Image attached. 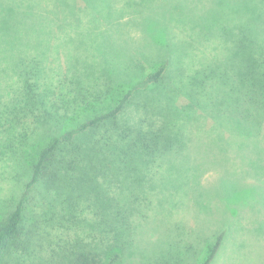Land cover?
<instances>
[{"label":"rangeland","instance_id":"374dc122","mask_svg":"<svg viewBox=\"0 0 264 264\" xmlns=\"http://www.w3.org/2000/svg\"><path fill=\"white\" fill-rule=\"evenodd\" d=\"M259 51L264 54V0H0L1 102L16 87L17 75L5 64L15 55L39 57V73L51 90L72 89L67 82L74 78L104 91V112L168 65L158 89L173 95L165 113L183 132L184 154L168 156L173 158L160 180L148 170L139 173L150 164L134 162L140 166L126 179L118 169L138 233L121 264H202L221 233L211 264H264V138L257 133L261 124L245 119V100L260 88L241 85ZM210 63H220L222 78L229 80L220 78L213 88L221 96L212 111L187 96L190 78ZM222 87L230 90L223 94ZM161 111L145 93L134 97L126 118L145 129L160 121ZM53 135L32 141L41 147ZM28 166L0 162V222L20 201L30 181ZM96 184L107 194L119 186L104 178ZM39 191L31 189L25 201L22 240L33 232L48 253L21 246L9 264H66L72 250L91 241L89 225L100 216L93 194L76 195L67 205L64 198L42 199Z\"/></svg>","mask_w":264,"mask_h":264},{"label":"trees","instance_id":"16d2710c","mask_svg":"<svg viewBox=\"0 0 264 264\" xmlns=\"http://www.w3.org/2000/svg\"><path fill=\"white\" fill-rule=\"evenodd\" d=\"M4 58L5 55H0V65ZM249 60L253 64L248 72L242 74L241 85L251 84L253 92L257 88L260 91L245 100L250 103L245 119L248 118L251 124H261L262 130L257 133L264 138V54L259 51L254 59ZM5 64L10 71H15L17 82L15 89L7 95V100L1 102L0 99V141L5 143L0 146V162L21 167L22 161H25L29 165L30 181L13 211L0 222V264H9L13 249L23 247L28 250L33 247L34 250L38 248L40 252L48 253L33 232L27 235V240H22L24 204L31 189L41 190L40 197L49 201L50 198H64L65 202L68 201L67 205L74 203L76 195L93 194L100 216L96 213L94 223L89 225L92 227L89 233L92 234L89 236L91 241L72 250L64 259L66 264H121L125 252L134 244L138 234L136 223L131 221L132 215L127 208L131 199L123 195L124 179L134 175L140 166L136 167L134 162H140L141 165H151L150 169L138 168L140 174L148 170L155 180H160L168 171L170 160L184 154L183 132L167 121L168 113H165L166 110L171 111L169 103L173 102V95L158 89L159 82L168 73V65L162 64L154 73L135 83L113 108L104 112V91L100 93L92 86L82 87L78 79H69L67 83L72 89L66 92L59 87L51 90L42 81L40 59L35 55H15ZM219 66L220 63H210L203 72L200 69L199 74L190 78L189 100L208 105L210 111L220 107L216 100L221 96L220 92L213 88L219 84L220 78L222 82L227 80L222 78ZM225 67L226 64L223 70ZM180 77L178 82L182 87L183 72ZM229 90L221 88L223 94ZM7 91L4 92L7 94ZM145 93L158 102L163 111L159 115V122L149 123L144 129L141 125L135 126L138 122L129 123L126 114L134 97ZM238 93L242 96L249 94L244 90ZM72 94L78 95L77 100ZM223 113L230 114L228 111ZM50 132L55 135L49 136L41 147L40 141H32L37 136L43 139ZM170 155L173 157L169 159ZM108 162L110 166H107ZM100 166L102 170L98 168ZM120 167L124 179H121ZM100 178L107 180L109 185L115 182L119 186L110 188L112 192L107 194L106 187L96 184ZM217 182L216 185L224 183ZM137 222L141 223L138 219ZM223 237L224 233H221L216 238L202 264L212 263Z\"/></svg>","mask_w":264,"mask_h":264}]
</instances>
